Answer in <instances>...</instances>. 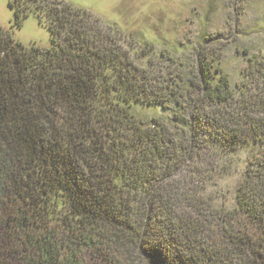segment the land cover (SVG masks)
I'll list each match as a JSON object with an SVG mask.
<instances>
[{
  "label": "trees",
  "instance_id": "16d2710c",
  "mask_svg": "<svg viewBox=\"0 0 264 264\" xmlns=\"http://www.w3.org/2000/svg\"><path fill=\"white\" fill-rule=\"evenodd\" d=\"M9 7L17 27L36 13L51 48L0 29V264H84L83 249L105 264H264V152L232 210L205 196L223 159L264 146V63L234 93L201 53L187 74L86 11ZM140 105L171 119L145 122Z\"/></svg>",
  "mask_w": 264,
  "mask_h": 264
},
{
  "label": "rangeland",
  "instance_id": "374dc122",
  "mask_svg": "<svg viewBox=\"0 0 264 264\" xmlns=\"http://www.w3.org/2000/svg\"><path fill=\"white\" fill-rule=\"evenodd\" d=\"M47 1L88 12L104 28L118 30L125 39L132 38V47H152L153 55L163 54L187 62V74L195 71L194 63L201 53L212 72L219 69L228 77L234 93L243 82L250 80L248 61L252 58L264 63V0ZM12 2L0 0V29L9 32L26 49L32 46L50 49L46 23L31 13L19 27L15 26L9 7ZM132 112L145 122L153 118L165 121L172 116V110L141 105L134 106ZM263 152L264 146L247 145L223 159L216 171L207 176L212 179L205 196L215 210L235 207L236 192L247 162ZM181 178L182 175L178 179ZM81 259L84 264H105L88 249L82 250ZM19 263L25 261L20 258Z\"/></svg>",
  "mask_w": 264,
  "mask_h": 264
}]
</instances>
